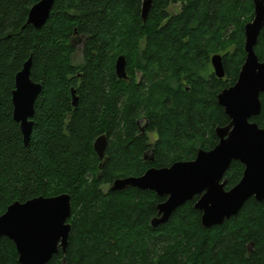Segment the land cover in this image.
Returning <instances> with one entry per match:
<instances>
[{
    "label": "trees",
    "instance_id": "obj_1",
    "mask_svg": "<svg viewBox=\"0 0 264 264\" xmlns=\"http://www.w3.org/2000/svg\"><path fill=\"white\" fill-rule=\"evenodd\" d=\"M40 1L0 0V215L17 201L70 195L68 247L47 264H264V202L251 198L238 215L206 229L195 197L153 227L165 198L111 190L118 178L193 160L217 145L216 128L230 122L217 96L244 64L253 0H154L146 22L144 0H54L36 29L26 22ZM172 4H181L178 13L169 11ZM74 38L83 40L79 63ZM255 51L264 61V29ZM217 54L223 79L211 64ZM31 56V79L42 92L25 144L12 93ZM119 56L127 79L116 75ZM261 103L251 121L264 128V93ZM142 116L149 121L144 134L136 125ZM101 135L108 140L102 161L94 150ZM148 143L153 161L144 158ZM243 172V164H231L227 190ZM18 258L15 244L1 237L0 264Z\"/></svg>",
    "mask_w": 264,
    "mask_h": 264
},
{
    "label": "water",
    "instance_id": "obj_2",
    "mask_svg": "<svg viewBox=\"0 0 264 264\" xmlns=\"http://www.w3.org/2000/svg\"><path fill=\"white\" fill-rule=\"evenodd\" d=\"M154 0H144L142 19L147 21ZM255 15L245 25L246 58L234 85L217 96L230 122L216 128L217 145L211 150L200 149L193 160L179 161L169 167L148 169L141 176L116 179L112 191L136 188L152 191L165 198L157 205L158 216L151 225L167 223L172 214L188 201L198 197L195 209L201 212V223L206 229L224 222L242 210L254 198L264 202V128L251 119L262 112L261 94L264 93V61H260L255 48L264 29V0H253ZM54 0H41L29 11L26 25L41 29L49 19ZM33 58L25 62L15 77L12 93L13 118L20 125L25 144L30 141L35 103L42 85L31 79ZM214 74L226 76L221 55L211 58ZM127 60L119 56L115 70L119 79H127ZM73 105L78 98L73 92ZM108 147L106 135L94 142V150L102 161ZM234 161L244 165L237 185L227 190L226 172ZM71 197H37L26 202H14L0 215V238L7 237L17 249L19 264H47L60 249L66 253L72 226Z\"/></svg>",
    "mask_w": 264,
    "mask_h": 264
},
{
    "label": "rangeland",
    "instance_id": "obj_3",
    "mask_svg": "<svg viewBox=\"0 0 264 264\" xmlns=\"http://www.w3.org/2000/svg\"><path fill=\"white\" fill-rule=\"evenodd\" d=\"M180 8H181V4H172L169 7V11L171 13H178L180 11ZM73 43L76 49V52L73 55V59H74V62L79 63L82 60L83 40L82 38H74ZM151 137H152V142H153L155 136H151ZM148 156H150L151 158L150 152L148 153ZM108 188H109L108 185L104 186V190H107Z\"/></svg>",
    "mask_w": 264,
    "mask_h": 264
},
{
    "label": "flooded vegetation",
    "instance_id": "obj_4",
    "mask_svg": "<svg viewBox=\"0 0 264 264\" xmlns=\"http://www.w3.org/2000/svg\"><path fill=\"white\" fill-rule=\"evenodd\" d=\"M253 5H254V2H253ZM254 15H255V11H254ZM148 122L149 121L147 120L146 116H142V117H140L139 119L136 120V125L138 126L139 130L141 131V134H144L147 131ZM148 145H149L148 146V150H146V152L144 153V158L148 160L150 158V156H148V153L150 152L151 153V158L150 159L153 161L154 150L151 148L152 147L151 143H148Z\"/></svg>",
    "mask_w": 264,
    "mask_h": 264
},
{
    "label": "bare ground",
    "instance_id": "obj_5",
    "mask_svg": "<svg viewBox=\"0 0 264 264\" xmlns=\"http://www.w3.org/2000/svg\"><path fill=\"white\" fill-rule=\"evenodd\" d=\"M105 158V157H104ZM104 160V159H103Z\"/></svg>",
    "mask_w": 264,
    "mask_h": 264
}]
</instances>
